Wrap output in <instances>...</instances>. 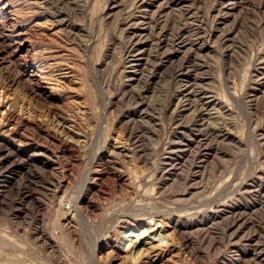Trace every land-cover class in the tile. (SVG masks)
I'll return each mask as SVG.
<instances>
[{
	"label": "rangeland",
	"instance_id": "1",
	"mask_svg": "<svg viewBox=\"0 0 264 264\" xmlns=\"http://www.w3.org/2000/svg\"><path fill=\"white\" fill-rule=\"evenodd\" d=\"M152 221L136 264H264V0H0V264Z\"/></svg>",
	"mask_w": 264,
	"mask_h": 264
},
{
	"label": "bare ground",
	"instance_id": "2",
	"mask_svg": "<svg viewBox=\"0 0 264 264\" xmlns=\"http://www.w3.org/2000/svg\"><path fill=\"white\" fill-rule=\"evenodd\" d=\"M153 220V219H152ZM151 221V220H150ZM148 223V222H147ZM158 222L152 221L149 224L145 225L142 229L135 231L134 229H125L123 232V236L121 237V244H123V249L127 252L130 264H136L138 261V255L141 252L139 246L147 242L150 237H154L155 235L158 237L160 234H155L154 225H157ZM154 228V230H153ZM150 236V237H149ZM159 241H165L164 236H159ZM140 250V251H139ZM139 256V257H140Z\"/></svg>",
	"mask_w": 264,
	"mask_h": 264
}]
</instances>
